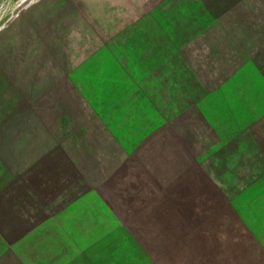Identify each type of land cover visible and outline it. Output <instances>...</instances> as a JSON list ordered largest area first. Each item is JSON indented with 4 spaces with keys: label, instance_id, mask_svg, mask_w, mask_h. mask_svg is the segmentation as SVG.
I'll return each instance as SVG.
<instances>
[{
    "label": "rangeland",
    "instance_id": "obj_1",
    "mask_svg": "<svg viewBox=\"0 0 264 264\" xmlns=\"http://www.w3.org/2000/svg\"><path fill=\"white\" fill-rule=\"evenodd\" d=\"M0 172V264L56 194L82 264H264V0H0Z\"/></svg>",
    "mask_w": 264,
    "mask_h": 264
},
{
    "label": "crops",
    "instance_id": "obj_2",
    "mask_svg": "<svg viewBox=\"0 0 264 264\" xmlns=\"http://www.w3.org/2000/svg\"><path fill=\"white\" fill-rule=\"evenodd\" d=\"M7 174L10 177V170ZM78 200L79 195L49 196L42 209L27 215L25 226L17 223L15 238L6 243L11 249V263L82 264L78 210L74 208Z\"/></svg>",
    "mask_w": 264,
    "mask_h": 264
}]
</instances>
